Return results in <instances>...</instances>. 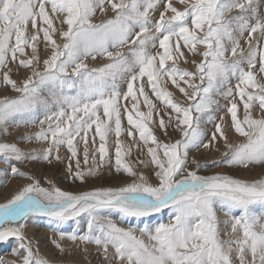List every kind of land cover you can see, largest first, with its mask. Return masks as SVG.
<instances>
[{
	"label": "snow or ice",
	"instance_id": "1",
	"mask_svg": "<svg viewBox=\"0 0 264 264\" xmlns=\"http://www.w3.org/2000/svg\"><path fill=\"white\" fill-rule=\"evenodd\" d=\"M161 3L0 0V84L20 94L0 99V126L17 118L25 127L46 124L25 142L35 139L49 145L42 155H36L25 153L16 144L0 143V163L11 166L12 176L32 180L11 162L59 160L60 148L65 145L77 158L79 137L84 162L88 163L89 140L95 145L98 136L100 164L87 173L93 175L109 156L108 137L114 135L116 171L138 181L79 195L56 187L45 189L38 181L24 186L11 200L0 204V243L14 238L17 244L10 253L17 259H0V264H49L34 252L23 232L29 216H47L63 224L78 222L83 214L88 218L86 234L60 232V239L95 244L108 264H264V216L254 210L255 205H264V179L249 182L222 174L202 176L199 165L196 170L188 167L189 149L208 148L218 137L227 148V159L217 163L241 168L264 166V17L255 6L256 0H178L183 10L174 6L173 0H164L163 10L154 18ZM109 8L112 18L93 23L97 10L104 14ZM30 28L32 35L28 34ZM41 43L46 52L51 49L43 61ZM182 46L202 59L189 61ZM198 46L204 50L199 51ZM126 47L127 53L123 51ZM97 57L109 62L90 68L86 61ZM178 60L192 63L196 70L179 68ZM11 62L31 72L22 84L9 75ZM165 78L191 103L185 106L174 100L164 87ZM197 80L203 87L195 83ZM122 83L126 84L123 92ZM145 84L169 109L164 115L145 91ZM217 96L230 102L226 111L231 127L243 138L238 144L228 142L222 123L214 124L211 141L204 143L201 125L216 119ZM237 98L243 106V119L238 116ZM141 104L147 112L140 110ZM38 108L43 110L44 119L39 118ZM254 108L259 118L253 115ZM125 116L127 136L135 139L138 134L155 166V186L124 160L131 151L120 140ZM173 120L183 139L164 143L150 125L155 124L167 136ZM84 175L77 172L76 178L83 182ZM166 208L172 211L167 223L140 229L120 227L102 213L116 209L123 217L140 218ZM219 211L229 218L223 222L226 230L230 228L225 231L227 240L221 239ZM14 223L18 226H7ZM55 247L64 251L60 243Z\"/></svg>",
	"mask_w": 264,
	"mask_h": 264
},
{
	"label": "rangeland",
	"instance_id": "2",
	"mask_svg": "<svg viewBox=\"0 0 264 264\" xmlns=\"http://www.w3.org/2000/svg\"><path fill=\"white\" fill-rule=\"evenodd\" d=\"M163 3L164 0H162V3L158 7V10L154 13V18L159 17L160 11L163 10ZM173 4L180 10H183V5L179 4L178 0H173ZM255 6L258 8L261 17H264V0H256ZM235 14L236 13H233L232 15ZM168 15L170 16L171 13L169 12ZM113 16L114 14L111 12L110 8L104 14H101L99 10H97V15L93 18V23L104 22L112 18ZM28 34H33V30H31V28L29 29ZM174 42L175 37L173 38V41L171 43L174 45ZM58 43L63 42L58 39ZM38 46L41 51V61H43L50 56L51 49L49 48L46 52L43 43L39 44ZM182 50L184 51L185 57H187L189 61L195 59L197 62H199L202 59V57L200 56L193 57L187 51V49L183 48V46ZM198 50L202 52L204 50L203 46H198ZM123 51L127 53L128 48H124ZM149 51L155 53L156 49H149ZM160 51L162 52L163 50ZM28 52L30 55V49L28 50ZM108 62V60L100 57H97L96 60H92L91 58H89V60L86 61L90 68H98L107 64ZM171 65L172 62L169 61L168 66L170 67ZM177 66L188 71L196 70L195 65L190 62L185 63L183 60H178ZM8 68L11 69L9 75L13 80L17 82L18 85L22 84L23 80L31 75V72L29 70H24L22 68L18 69L16 63L14 62L9 63ZM146 79L147 78H145V81ZM165 79L167 82L164 87H166V89L173 94L174 100L184 104L185 106L191 103L190 101L186 100L184 95L180 93V91L171 83L170 80H167V78ZM180 83L181 86H185L183 85V82ZM195 83L203 87V85H200V82L198 80ZM232 83L233 85H235V80H233ZM187 90L189 92L192 91L191 89ZM121 91H126V84H121ZM145 91L156 104L157 109L160 111V115H164L165 112L169 111V109H166L164 107L162 102L156 99L147 84H145ZM19 95L20 94L13 91L10 86H4L0 84V99H4L5 97L10 99L16 98ZM42 95L46 99H51L47 91H42ZM214 98L219 101L218 108L214 107L216 119L213 122L202 123L201 125L202 131L204 133V143H209L211 141V134L215 131V123L223 124L224 128L226 129L229 143L238 144L242 142L243 138L239 137L238 134H236L232 129L230 113H227L226 111L227 107L230 106V102L220 96ZM237 103L240 108L238 116L243 119V106L242 104H240L238 98ZM130 106L131 102H129V107ZM140 110L143 112L148 111V109L143 104H141ZM37 111L39 113V118L44 119L43 110L38 108ZM253 115L259 118L260 113L254 108ZM220 117H223V121L220 120ZM165 120L167 122V116H165ZM201 120L203 121L204 117H201ZM122 122L125 131L121 135L120 140L124 145L128 146L131 149L130 154L124 157L125 162L128 163L136 173H143L148 178V182L155 186L158 183L154 176L155 166L150 163V157L147 154L146 147H144L139 141L138 134L136 135L135 139H131L127 136V129L129 128V126L127 124L126 116L122 118ZM41 127L46 128L47 125L45 124L41 126L37 123L35 125H29L25 127L23 126L20 118H17L15 122H9L6 126H0V143L16 144L17 147H19L25 153L42 155L43 149L48 147V144L43 141H36L35 139H33L30 143L25 142V138L27 136H34L41 130ZM150 127H152L154 134L158 137V139L160 141H163L164 143H174L177 140L183 139L180 132L175 128L174 120L168 127L167 136L165 135L164 131H162L155 124L150 125ZM89 135L91 137L92 134L90 133ZM99 143L100 141L98 136L96 137L95 145L92 144L91 139L89 140V162L85 163L84 146L79 142V137L77 138V158L79 159V167H77V158H73L71 156V153L67 149L66 145L61 146L60 148L59 160L53 158L51 162L44 161L43 159L27 160L25 162H11L17 168H19L20 171L33 177L32 180L12 176L10 172L11 166L8 164L0 163V204L7 203L13 198L15 194L22 190L24 186L35 183L36 181L39 182L40 187H43L45 189L52 190L53 187H56L64 192H69L77 195L95 190L109 188L118 189L130 183L138 182L136 180V177H130L123 171H116L114 135H110L108 137L107 147L109 156L106 157L105 163L103 164V166L99 167L98 173L88 175L87 173L89 172V169H95L100 164L99 154L98 152H96ZM137 144H141V146L137 148ZM226 151L227 148H225L223 140H220L219 137L217 141L212 143L208 148H190L188 154V167L190 170H196L197 165H199L198 174L202 176L222 174L249 182L264 179V166L250 165L249 168H241L229 167L226 164L217 163L225 161L227 159V157L224 156V152ZM94 152H96L95 163L92 162ZM192 160H196L197 164H193ZM140 161H143V163H140ZM69 165H71V169L69 168ZM77 172L85 173L83 182L76 178ZM254 210L257 215L264 216V205L257 204L254 206ZM102 213L107 219H111L120 227L132 229H140L145 225H148L149 227H155L160 223H167L172 218V211L167 208L152 216L140 218L123 217L116 209H104L102 210ZM217 214L221 221V239L227 240L229 237L225 234V231H230V228L226 230L224 228L223 222L229 218L226 217L222 211H219ZM234 214L238 215V210H234ZM87 219V214H83L78 218V222L77 220H68L63 224H58L57 221L53 220L50 217L33 215L29 216L28 220L24 222L25 227L23 229V232L27 240L31 242L34 252H36L38 256L46 259L49 264H108V262L104 259L102 251L95 244L85 245L79 242L74 244L71 241L60 239V232H64L65 234H72L73 232H76L79 235L86 234ZM7 226L16 227L18 225L14 223ZM137 235H139V232H137ZM54 242L60 243L63 246L64 251L61 252L58 248H56ZM16 247L17 244L14 238H10L7 242L0 243V259L16 260L17 258L10 254L11 251ZM85 248H87V251L84 250Z\"/></svg>",
	"mask_w": 264,
	"mask_h": 264
},
{
	"label": "bare ground",
	"instance_id": "3",
	"mask_svg": "<svg viewBox=\"0 0 264 264\" xmlns=\"http://www.w3.org/2000/svg\"><path fill=\"white\" fill-rule=\"evenodd\" d=\"M49 221V220H48Z\"/></svg>",
	"mask_w": 264,
	"mask_h": 264
}]
</instances>
